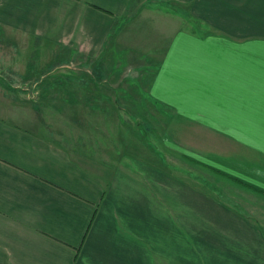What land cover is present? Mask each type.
I'll use <instances>...</instances> for the list:
<instances>
[{
	"label": "crops",
	"instance_id": "obj_1",
	"mask_svg": "<svg viewBox=\"0 0 264 264\" xmlns=\"http://www.w3.org/2000/svg\"><path fill=\"white\" fill-rule=\"evenodd\" d=\"M189 157L264 189V0H0V264H264V193Z\"/></svg>",
	"mask_w": 264,
	"mask_h": 264
},
{
	"label": "rangeland",
	"instance_id": "obj_2",
	"mask_svg": "<svg viewBox=\"0 0 264 264\" xmlns=\"http://www.w3.org/2000/svg\"><path fill=\"white\" fill-rule=\"evenodd\" d=\"M197 27L200 28L199 26H197ZM137 73L138 72L132 73V72L128 71V72H126V75L131 74L133 76V74H136V76L134 78L136 80H139L138 79L139 73L138 74ZM131 75L129 76V78L131 77ZM35 90H37V89H32V88L22 89L20 91L21 94L19 95V98L21 99V97H26L28 92L32 93ZM37 94L40 95V93H37ZM141 94L149 96L146 92H141ZM22 101H25V100H22ZM19 104L22 105L21 102ZM22 106H24L25 108L31 107V109L32 108H38V109L40 108L39 111H44L42 109V107H44V106H46V109L48 108V105H43L40 103H36L34 101H28V100H26L25 104H23ZM154 106L157 107L158 114L153 113L151 111H145L144 114H141L140 119L135 116L137 118L136 119L132 115L130 120L126 121V122H128V124H130V127L132 128V132L139 133L140 137L141 138L144 137L151 145H153L157 148H162L164 150V153H166L167 158L169 160L172 159L173 161H178L179 163L183 164V162H182L183 158L182 157L184 155L179 153L177 150L171 151L169 146L168 147L166 146L167 143L164 141V139H165V137L163 136V133H164L163 130L165 129L164 124L169 123V118H170V116H172V111L170 110V106L169 105H163L160 103H158ZM36 113H38V112H36ZM50 116L51 115L41 113V117H45L46 120H50V118H49ZM165 146H166V148H165ZM170 154H172V155H170ZM186 158L188 159V157H186ZM194 164H195L196 175H199L198 173H203L202 166H204V165L199 164L198 162H194ZM199 167H201V168H199ZM205 167H207V166H205ZM209 170L212 173L220 175V174L216 173L214 170H212L211 168H209ZM220 176H223V175H220ZM223 177H227V176H223Z\"/></svg>",
	"mask_w": 264,
	"mask_h": 264
},
{
	"label": "trees",
	"instance_id": "obj_3",
	"mask_svg": "<svg viewBox=\"0 0 264 264\" xmlns=\"http://www.w3.org/2000/svg\"><path fill=\"white\" fill-rule=\"evenodd\" d=\"M189 159L193 160L194 162H198V163L202 164L200 161H198L196 159H193L191 157H189ZM204 165L209 167V168H211L212 170H214L216 173H218L220 175L227 176L228 178L232 179L233 181H236V182H238V183H240L242 185H245V186H247V187H249L251 189H254V190L258 191V192L264 193V189H261V188L255 186V185H253V184H250V183L246 182L245 180H243V179H241V178H239L237 176H234V175L229 174V173H227L225 171H222L221 169H216V168L211 167V166H209L207 164H204Z\"/></svg>",
	"mask_w": 264,
	"mask_h": 264
}]
</instances>
